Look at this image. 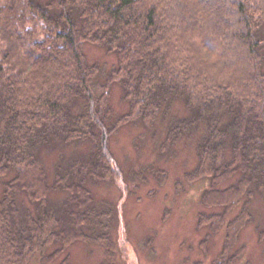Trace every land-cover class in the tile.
<instances>
[{
	"label": "trees",
	"instance_id": "1",
	"mask_svg": "<svg viewBox=\"0 0 264 264\" xmlns=\"http://www.w3.org/2000/svg\"><path fill=\"white\" fill-rule=\"evenodd\" d=\"M86 43L116 57L102 80ZM115 83L128 105L118 117ZM176 101L190 115L169 124L166 142L199 133L186 178L208 179L216 197L230 191L225 209L249 215L250 195L264 199V0H0V264L45 263L75 240L106 248L109 208L94 205L88 184L122 180L110 138ZM55 141L90 149L48 184L40 154ZM51 191L64 194L60 206Z\"/></svg>",
	"mask_w": 264,
	"mask_h": 264
},
{
	"label": "rangeland",
	"instance_id": "2",
	"mask_svg": "<svg viewBox=\"0 0 264 264\" xmlns=\"http://www.w3.org/2000/svg\"><path fill=\"white\" fill-rule=\"evenodd\" d=\"M83 52L89 64L102 66L98 80L116 65V57L102 47L86 43ZM110 106L114 117L128 111L118 83L112 85ZM189 115L176 101L167 115H159L153 123H127L110 138L122 180L88 184L94 205L109 208L106 248L75 240L45 263L35 254L26 264H264V199L260 194L250 195L245 217L239 216L242 204L228 205L226 210L223 202L233 201L230 191L216 197L209 192L208 179L185 176L197 167L199 133L174 144L166 142L169 124ZM89 149L88 143L60 141L42 148L48 184L56 173L66 172L72 161L88 157ZM238 179L239 175L225 177L215 190L222 193ZM49 200L60 206L64 194L51 191ZM18 204L35 212L25 194L18 196ZM218 214L223 215L219 222L209 219ZM57 247L49 246L45 254Z\"/></svg>",
	"mask_w": 264,
	"mask_h": 264
}]
</instances>
